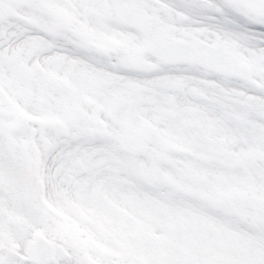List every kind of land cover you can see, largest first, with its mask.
I'll return each instance as SVG.
<instances>
[{
	"label": "snow or ice",
	"instance_id": "1",
	"mask_svg": "<svg viewBox=\"0 0 264 264\" xmlns=\"http://www.w3.org/2000/svg\"><path fill=\"white\" fill-rule=\"evenodd\" d=\"M0 264H264V0H0Z\"/></svg>",
	"mask_w": 264,
	"mask_h": 264
}]
</instances>
